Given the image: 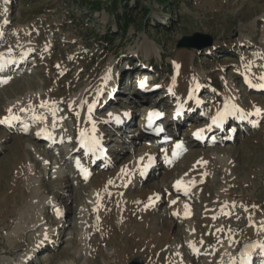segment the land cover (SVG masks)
Wrapping results in <instances>:
<instances>
[{"label": "rangeland", "instance_id": "1", "mask_svg": "<svg viewBox=\"0 0 264 264\" xmlns=\"http://www.w3.org/2000/svg\"><path fill=\"white\" fill-rule=\"evenodd\" d=\"M195 33L212 43L181 44ZM0 53L13 57L0 69V119L18 109L0 123V264H264V247L244 254L264 245V0H0ZM226 91L242 114L213 124ZM56 119L61 141L44 133ZM88 121L104 154L81 142ZM147 153L152 164L119 189ZM185 180L193 187L178 189ZM138 196L149 201L136 220ZM156 236L163 245L148 244Z\"/></svg>", "mask_w": 264, "mask_h": 264}, {"label": "bare ground", "instance_id": "2", "mask_svg": "<svg viewBox=\"0 0 264 264\" xmlns=\"http://www.w3.org/2000/svg\"><path fill=\"white\" fill-rule=\"evenodd\" d=\"M144 49H145V51L146 52H151L152 51V48L154 47L153 46V44L151 43V42H149V41H145L144 42ZM26 51H28V50H26ZM26 51H24V52H22L19 56H17V57H15L14 58V61H15V64H17V65H19L20 66V64L22 63V61L24 60V59H26L25 57H26ZM180 63H179V65L178 66H180V71H182L184 74L183 75H185L186 76V78H185V80H184V82L183 83H185V84H187V87L189 88V87H191V85H194L195 83L193 82V79H195V74H193L192 72H191V70H190V59H189V55H188V53L187 52H183V53H181L180 54ZM3 59L6 61V62H10L11 60H13V57H8V58H6L4 55H3ZM10 60V61H9ZM188 72H189V75H188ZM264 83V82H263ZM196 85V84H195ZM263 85V84H262ZM226 94H227V99H226V105L229 107L230 105H231V103H232V101H231V99L230 98H232V99H235V96H233L232 94H231V92H229V91H226ZM89 101V100H88ZM90 102V101H89ZM253 106H252V108L250 109L251 111H256V109H258V105L261 107V105L258 103V102H255V101H253ZM180 106H181V102H180ZM18 109H16V110H14V111H12V113H11V116L9 117V120L11 121L12 120V117H16V115L18 114V111H17ZM239 110H237V109H233V108H230V109H228V112H229V114L231 113V112H233V114H235V115H240V114H242V113H240V112H238ZM154 113H157V111H155ZM159 113V112H158ZM229 117V116H228ZM159 119V116H155V117H152V119L151 120H153V119H155V120H157V119ZM123 119V118H122ZM121 119V120H122ZM120 120V121H121ZM52 123L53 124H51V125H47V126H45L44 127V133H46L47 135L48 134H50L51 136H53L54 138H53V140H55V139H60V141L62 140V138H64V136H65V133H62L63 135H59V134H57L56 132H54V130H55V128L57 127H59V129L60 128H63L64 127V125H62V124H60L61 123V121L60 120H54V121H52ZM152 123V122H151ZM91 124H94L93 122H91V121H88L86 124H85V126H83L82 127V131H83V133H84V135H83V138H81V142H82V139H83V145H85V147L89 150V152L91 151V152H93V151H96L97 150V148L99 147H102V145H103V143H102V141L100 140V138L97 136V128H96V126L94 125V126H92V128H89L90 127V125ZM148 124H149V122H148ZM221 124H224V122H221ZM62 131L64 132V130L62 129ZM43 135V134H42ZM43 136H45V135H43ZM47 137V136H46ZM51 140V139H50ZM56 140V141H57ZM59 141V140H58ZM101 149V148H100ZM102 150V149H101ZM101 153L102 154H104V150H102L101 151ZM163 155V154H162ZM164 156V155H163ZM149 157H152V158H154L155 156L152 154V153H147L143 158H144V160H143V163L141 162V159H139L138 161H136L135 162V164L133 165L132 164V166H131V168L129 167V168H126V170L125 171H123V174H125V179H121V177H120V179H119V177H118V179L115 181V182H113L114 184H116L117 185V183L119 182V181H121L120 182V185H118L117 187H119V189L120 188H123L124 187V185L126 184V183H128L129 182V180H130V182L131 183H133L135 180H133V177H132V174L134 173V168H135V166L137 167V168H148L149 167ZM154 160V159H153ZM220 160H222V162H223V165H225L226 164V160L227 159H224V158H221ZM153 162V161H152ZM152 162H151V164H152ZM150 164V165H151ZM206 167L204 166L203 167V169H205ZM136 169V168H135ZM18 172H19V174L21 175V177L24 175V174H26V172L28 171V169H27V164H26V162L24 161V162H22V164L21 165H19V167H18ZM122 176V175H121ZM132 177V178H131ZM193 187V182L191 181V180H185V181H183V182H181V186H180V188H183L184 190H187V189H191ZM38 191H39V189H38V187L36 188V186H35V188H33L32 190H31V192H30V196H29V198L27 199V203H26V208L27 209H24V211L27 213L26 214V216H25V219H24V221L25 222H27V224L29 225H32V226H34V225H36L38 222H39V216H38V211H37V208H38V206H39V202H40V200H37V196H38ZM152 195V194H151ZM153 200V204H155V201H156V196H153V198H152ZM148 201H149V199H144L142 196H138L137 198H136V203L134 204L135 205V219L137 220V219H141L140 217H142L141 215V211H142V209H144L145 208V206H146V204L148 203ZM43 205V204H42ZM145 218V221H144V223L142 224V227H146V217H144ZM167 234V233H166ZM144 236L146 235V234H143ZM254 237V235L253 234H251L250 232H248V234L246 235V238H248V239H252ZM163 241H164V237H162V238H159V236H156L155 238H153L151 241H149L148 242V244H154V245H163Z\"/></svg>", "mask_w": 264, "mask_h": 264}, {"label": "snow or ice", "instance_id": "3", "mask_svg": "<svg viewBox=\"0 0 264 264\" xmlns=\"http://www.w3.org/2000/svg\"><path fill=\"white\" fill-rule=\"evenodd\" d=\"M13 63L15 62V61H12ZM3 63H4V59H3V54L2 53H0V69H2V67H3ZM177 67H179V66H177ZM261 79H264V77H262ZM6 82V81H5ZM143 86V85H142ZM42 107L43 106H45V105H41ZM233 107H235V106H233ZM9 111H11V109L9 110ZM261 110L260 109H256V112L257 113H259ZM229 114V112H228V106L226 105L225 106V110L223 111V112H218L217 113V115L213 118V121H212V123L213 124H216V125H219L222 121H223V119H224V117L225 116H227ZM161 114L160 113H152V114H150V119H149V124L151 125V119H152V117H155V116H160ZM16 117H12V119H15ZM43 119H46V118H43ZM11 121L9 120V118L8 117H5V118H3V119H0V123H10ZM202 132H203V130H198L194 135L195 136H197V138H200L201 137V134H202ZM37 135H40V133H37ZM83 133H81V136H82V138H83ZM49 139L51 138V136H49L48 137ZM82 143H83V139H82ZM176 148L177 149H181L182 148V144L181 143H177V145H176ZM153 159L154 158H152V157H149V166H150V164H151V162L153 161ZM143 160H144V158L143 157H141V162L143 163ZM78 163V165H79V162H77ZM81 170L84 172V174H85V178H87V171L86 170H84L82 167H81ZM109 183H112V181H109ZM181 186V181H177V183H176V187L179 189V187ZM173 203H175V201H173ZM185 207L187 208L188 206L187 205H185ZM174 215H178V213H173ZM189 213H185V215L187 216ZM252 247H264V245H259V244H257V245H253Z\"/></svg>", "mask_w": 264, "mask_h": 264}, {"label": "water", "instance_id": "4", "mask_svg": "<svg viewBox=\"0 0 264 264\" xmlns=\"http://www.w3.org/2000/svg\"><path fill=\"white\" fill-rule=\"evenodd\" d=\"M212 36L208 34L203 33H195L192 36L187 37V43H181L184 46L187 47H198V48H204L212 43ZM251 243H247L245 246L244 254L247 253L252 248ZM128 264H145L143 259L140 256L135 257L132 261H130Z\"/></svg>", "mask_w": 264, "mask_h": 264}, {"label": "trees", "instance_id": "5", "mask_svg": "<svg viewBox=\"0 0 264 264\" xmlns=\"http://www.w3.org/2000/svg\"><path fill=\"white\" fill-rule=\"evenodd\" d=\"M128 2V1H127ZM129 8H132V7H129ZM113 36H111L110 34H108V36H106L105 38H104V41H103V39H102V41H103V44L104 45H106V44H108L106 47H108L112 42H113Z\"/></svg>", "mask_w": 264, "mask_h": 264}]
</instances>
